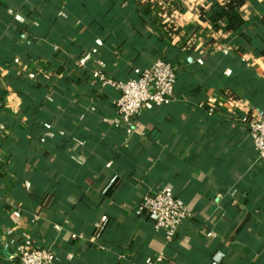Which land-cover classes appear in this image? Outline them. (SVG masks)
<instances>
[{
  "label": "crops",
  "instance_id": "0c3cea01",
  "mask_svg": "<svg viewBox=\"0 0 264 264\" xmlns=\"http://www.w3.org/2000/svg\"><path fill=\"white\" fill-rule=\"evenodd\" d=\"M223 1L0 0V264L41 247L55 264H264V163L240 122L264 117V0L244 37L200 18ZM159 59L177 98L130 133L93 73ZM163 188L193 213L171 243L142 208Z\"/></svg>",
  "mask_w": 264,
  "mask_h": 264
},
{
  "label": "built area",
  "instance_id": "2783aa9c",
  "mask_svg": "<svg viewBox=\"0 0 264 264\" xmlns=\"http://www.w3.org/2000/svg\"><path fill=\"white\" fill-rule=\"evenodd\" d=\"M178 68L174 63L159 59L145 69L138 78L118 81L103 72L93 73V85L110 87L118 93L115 101L119 124L133 132L136 117L147 105L169 106L176 100V81ZM213 110L210 111L212 114ZM240 122L246 126L252 139L257 160L264 163V117L245 116ZM142 208L152 218L154 229L163 232L167 243L175 240L182 225L193 217L170 190L163 188L147 194L142 200ZM59 229V227H57ZM76 238V236H73ZM56 253L52 248L41 247L24 249L20 252L19 264H55ZM160 255L147 264H162Z\"/></svg>",
  "mask_w": 264,
  "mask_h": 264
},
{
  "label": "trees",
  "instance_id": "16d2710c",
  "mask_svg": "<svg viewBox=\"0 0 264 264\" xmlns=\"http://www.w3.org/2000/svg\"><path fill=\"white\" fill-rule=\"evenodd\" d=\"M245 4L246 0H224L223 2L214 4L209 10H202L200 18L210 23L215 33L225 28L232 34L244 37L242 29L245 21L242 16V8Z\"/></svg>",
  "mask_w": 264,
  "mask_h": 264
}]
</instances>
